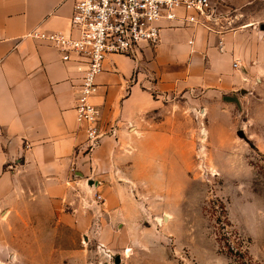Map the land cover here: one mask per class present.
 Masks as SVG:
<instances>
[{
	"label": "rangeland",
	"instance_id": "374dc122",
	"mask_svg": "<svg viewBox=\"0 0 264 264\" xmlns=\"http://www.w3.org/2000/svg\"><path fill=\"white\" fill-rule=\"evenodd\" d=\"M219 6V24L244 25L235 5ZM258 44L244 92L162 97L136 131L144 150L120 146L129 158H119L114 177L99 172L71 186L60 226L42 198L0 210V264H264V39Z\"/></svg>",
	"mask_w": 264,
	"mask_h": 264
},
{
	"label": "crops",
	"instance_id": "0c3cea01",
	"mask_svg": "<svg viewBox=\"0 0 264 264\" xmlns=\"http://www.w3.org/2000/svg\"><path fill=\"white\" fill-rule=\"evenodd\" d=\"M75 1L0 0V210L42 198L58 209L59 226L61 198L73 196L71 186L99 172L114 177L119 158H129L120 146L133 143L136 156L144 150L135 134L162 95H238L252 81L257 64L250 60L264 39V0H227L244 13V25L223 33L222 48L206 26L163 20L157 45H144L137 56L109 53L93 96L105 133L87 153L75 109L84 58L73 52L64 60L56 46L27 36L37 25L71 31Z\"/></svg>",
	"mask_w": 264,
	"mask_h": 264
},
{
	"label": "built area",
	"instance_id": "2783aa9c",
	"mask_svg": "<svg viewBox=\"0 0 264 264\" xmlns=\"http://www.w3.org/2000/svg\"><path fill=\"white\" fill-rule=\"evenodd\" d=\"M222 1L76 0L70 20L71 31L37 25L27 32V36L56 46L64 60L70 59L73 52L84 58L75 109L77 121L86 132L83 148L87 153L100 144L105 133L100 123L101 110L93 96L98 90L97 77L104 69L107 55L121 52L137 56L144 45H157L163 20L175 26H206L219 36L218 44L222 48L223 33L235 29L231 21L219 24V14H222L219 4ZM189 41L193 42V39ZM234 65L238 66L239 60L236 59ZM74 170L72 168L71 176L76 175ZM95 194V201L104 200L102 193Z\"/></svg>",
	"mask_w": 264,
	"mask_h": 264
},
{
	"label": "water",
	"instance_id": "95a60500",
	"mask_svg": "<svg viewBox=\"0 0 264 264\" xmlns=\"http://www.w3.org/2000/svg\"><path fill=\"white\" fill-rule=\"evenodd\" d=\"M262 27L264 28V25H262ZM246 90V88H244V89H242V92H244ZM239 133L241 134V135H243V136H246L245 135V133H244V131H243V129H241L240 131H239ZM90 185H94L96 182L95 181H93V179H91L90 181ZM121 256L120 255H117V257H116V261L117 262H121Z\"/></svg>",
	"mask_w": 264,
	"mask_h": 264
}]
</instances>
